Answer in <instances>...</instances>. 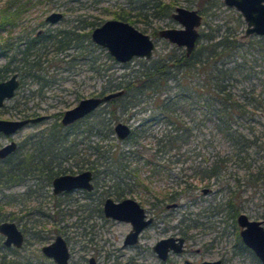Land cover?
<instances>
[{
	"label": "trees",
	"instance_id": "obj_1",
	"mask_svg": "<svg viewBox=\"0 0 264 264\" xmlns=\"http://www.w3.org/2000/svg\"><path fill=\"white\" fill-rule=\"evenodd\" d=\"M210 3L211 0H198L204 25L189 54L176 45L180 48L179 52L174 50L175 47L156 58H139L141 68L138 71L129 73L130 75L124 78H109L95 95L120 88L123 89L122 94L111 97L102 104L103 106H98L83 118L68 125H63L57 118L45 128L26 135L17 143L15 150L1 158L3 161L0 163V187L26 184L22 198L33 200L26 209L27 217L23 228L27 225H40L45 228L42 222L32 218L46 215L40 210L41 198L47 196L44 188L50 185L53 176L71 169L64 164L65 160L72 158L77 169L90 168L95 172V178L99 173L108 176L109 185L113 187H110L111 192L107 193L119 197L123 195V191L118 189L117 185L124 179L118 178V171L124 172V178L132 177L134 182L139 183L143 179L138 174L140 167L133 162L141 161L154 168L160 162L153 156L164 158L165 154L169 163L183 162L186 156V152L181 150L183 145L189 141L193 129H201L206 123H210V129H214V133L225 147L206 154L204 150L209 144L213 146L215 137H203L201 148L204 150L201 152V160L187 167L191 169L189 175L204 181V184L213 179L224 185L217 190L224 189L229 196L224 207L218 206V210L225 207L234 209L231 212L234 219L238 209L233 199L240 188L247 185L264 189V119L254 116L255 112L264 116V35H251L240 39V28L244 22L238 13L234 24L209 22L205 16L213 4ZM154 6L158 14L169 16L174 2L156 0ZM6 7L7 3L4 1L0 8L1 25L8 17ZM115 17L128 20L134 25L138 19L129 8L115 11ZM93 23L94 21H90L91 25ZM91 29L85 32L73 29L70 34H56L57 37L51 40L43 38L37 42L28 41L25 48L20 50L19 56H16L18 52L7 56V62L0 66V78L9 69V65H12L18 70L20 78L39 82L36 92L41 93L42 87L47 83L44 75L39 72V69L44 68L42 61L53 64L54 60L49 56L47 44L52 46L51 49L55 53L72 45L79 51L73 54V58L78 55L85 58L90 54L86 58L90 67L100 71L96 57L91 54V46H94L89 35ZM140 29L147 31L143 27ZM151 33L157 35V28H153ZM83 41L88 43L84 44ZM9 45V42L5 41L4 47ZM239 86L241 88L236 90ZM147 102L153 103L154 108L147 115L139 117L127 137L119 139L123 143L122 146L102 143L108 134L114 132V121L119 118H131L133 112H130V108ZM101 106L102 109L98 110ZM21 112L22 116L38 114L35 109L30 108H23ZM60 114L61 112L52 115ZM124 114L126 116H123ZM185 117H188V120ZM159 122L164 125L163 129L151 131V125ZM79 135H82L80 139ZM91 135H96L98 139L93 144H88L91 152L84 155L77 146L79 142L89 140ZM140 136H152L155 139L154 146L150 147L153 148V156H150L151 153L147 154L148 148L139 142ZM161 167L167 169L166 165ZM157 172L158 170H155V173ZM186 179L179 180V184L184 182L180 189H165L166 191L160 193L162 200L177 201L184 192L196 187ZM231 180L235 184L234 187L230 184ZM51 196L53 204L58 207L61 199L54 194ZM8 202L10 201L6 199L0 201V220L6 218L2 205ZM42 228H38L39 231H42ZM44 233L42 231L38 234V238L43 239ZM241 246L255 257L248 247L243 244ZM6 261L3 253L0 254V264H6Z\"/></svg>",
	"mask_w": 264,
	"mask_h": 264
},
{
	"label": "rangeland",
	"instance_id": "obj_2",
	"mask_svg": "<svg viewBox=\"0 0 264 264\" xmlns=\"http://www.w3.org/2000/svg\"><path fill=\"white\" fill-rule=\"evenodd\" d=\"M4 1L0 0V8ZM155 1L31 0L32 3L28 9L20 14L14 25H6L0 28V66L8 60L5 54L6 48L4 49L6 37H9L14 42L13 48L9 49L7 53L18 52L17 56H19L20 51L17 43L20 39L19 36H23L24 32L34 34L42 29L49 33H55L61 28L68 27L77 32H85L103 20L115 17V11L122 8H129L132 14L135 13L138 17V19L136 18L135 26L146 28V32L153 37L155 47L152 57L161 56L166 52H170L176 45L158 35H152V29L165 26L180 27L181 24L170 15L158 14L155 11ZM160 1H173L175 6L198 8L201 11L200 6L197 4L198 0ZM211 3L213 4L205 16L209 22L214 24H234L237 13L240 14L243 20L241 13L237 9L233 6L225 5L222 0H211ZM51 10L62 12V19L55 23L43 22V19ZM90 21H94L93 25L90 24ZM203 22L204 18H202V23L198 27L199 31L204 25ZM244 25L245 22L240 28V32L243 31ZM83 43L87 44L88 42L83 41ZM93 44L94 46H91V54L96 57V64L101 68L100 71L90 67L89 60L86 59L90 54H87L85 58L80 55L73 58V54L79 52L73 46L66 51L58 53L52 51L51 47L48 46L49 56L54 60L52 61L53 64L46 60L42 61L44 68L39 69V72L44 75L47 83L42 87L41 93L36 92L39 82H32L25 77L23 79L20 78L21 81L14 95L6 99L0 106V117L19 118L22 116L21 110L23 108L35 109L38 114L45 113L48 116L43 120L26 124L12 135L0 133V146L10 139H14L18 143L26 135L45 128L52 121L60 118L62 114L53 116V113L59 114L77 103L80 98L95 95L109 78H124L129 73L131 74L141 68L139 58L143 57H133L128 61L120 62L113 59L106 48L94 42ZM19 47L21 48L22 46ZM88 47L90 48V45ZM174 50L179 52L180 48L176 47ZM14 71L18 72V70H14L12 65H9V69L0 79L9 76ZM18 77H20L19 73ZM240 88L239 86L236 90ZM102 106L98 110L102 109ZM153 108L154 104L150 102L139 106L136 105L130 108V112H133L131 118L127 120L119 118V120L127 122L132 127L139 121V117L147 115ZM123 116H126V114ZM254 116L264 119V116L258 112H255ZM185 119L188 120V117H185ZM209 125L210 123H206L203 124L201 129H193L192 136L181 149L186 152L183 162L169 163L167 154L163 156L164 158L157 155L153 156L151 153L153 148L150 149V147L154 146L155 139L152 136L139 137V142L148 148L146 149L147 154L151 153L150 156H153L154 159L157 158L160 164L152 168V165L143 164L141 161L133 162L134 165L137 164L140 167V173L138 174L143 179L139 183L134 182L132 177L124 178V172L122 170L118 171V178L124 179L119 182L124 195L135 198L148 214H153L152 202L157 197L161 198L160 193L166 191L165 189H180L184 182L181 181L179 184V180L187 178L186 180L195 184L196 187L184 192L176 201V206L164 207V204H162V208L155 209L154 212H159L155 216V222L141 231L134 245H123L124 234L131 227L130 222L106 217L102 212L103 196L101 190L105 187L107 188L110 181L108 176L99 173L96 178L98 186L91 193L92 195H88L82 189L72 190L67 195L60 194L58 198L62 199V201L58 207L53 204L51 185L44 188L47 196L41 198L42 205L40 210L46 215L34 216L32 219H37L43 223L44 230L47 231L46 236L44 239L37 238L38 232L40 233L38 228H42L40 225H36L37 227L27 225L26 239L23 246L18 248L17 251V255H19L17 264H27V261H30L31 264H52L46 256L42 255L40 245L52 240L57 232L61 233L68 242L71 251L69 260L71 264H85L83 256L87 257L89 254L94 255L100 264H112V262L114 264H171L172 260L177 261L184 258L194 262L220 258L222 264H261L256 256L254 257L248 249L241 246L243 243L239 236V226L235 217L234 219L231 217V212L234 209L225 207L218 210V206L224 207L225 200L229 196L226 190H217L224 185L215 182L213 179H210L208 184H204V181L189 175L191 174V169L187 166L194 165L201 160V152L204 150L201 148V139L203 137H215L212 142L215 148L209 144L207 149L204 150L206 154H211L210 151L213 152L216 149L222 150L225 147L220 142L217 134L214 133V129L211 130ZM151 126L150 129L151 131L154 130L153 132L159 129L161 131L164 127L160 122L153 123ZM81 136L79 135L78 139ZM97 139L96 135H91L89 140L85 139L84 142H79L77 147L81 153L87 155L91 152L88 144H93ZM102 143H112L119 147L123 145L114 132L108 134ZM196 151H200V153H195ZM174 158L172 157V159ZM2 161L0 158V163ZM73 162L74 160L69 158L64 161V164L76 172L78 169ZM161 165H166L167 169L165 167L162 168ZM155 170H158V172L155 173ZM67 172H71V170H67ZM103 183L106 186L100 185ZM230 184L233 187L235 186L232 180ZM120 185L119 187H121ZM203 186H208L210 190L205 193L202 192ZM26 187V184H15L5 188L0 187V201L5 199L10 201L2 205L3 210L6 212V218L4 219L15 221L20 228H23V222L27 217L25 210L33 202V200H28L26 197L22 198V192L26 190ZM32 187L35 188V186ZM39 190L43 191V189ZM233 202L238 209L237 212H245L250 218L254 219L264 218V189H256L247 185L243 186L236 197H234ZM57 210L59 211L56 212ZM54 221H57V223H53ZM185 223L189 224V229H186L185 249L181 253L173 254L171 261L161 262L152 250V244L160 237L182 234V227ZM59 226H62L60 227L61 230L57 231ZM2 238L3 236L0 234V254L6 253L7 257L12 256L13 253L9 254L10 251L6 250V247L2 244ZM83 245H86V248L82 247ZM106 252L110 254L109 258H106Z\"/></svg>",
	"mask_w": 264,
	"mask_h": 264
},
{
	"label": "water",
	"instance_id": "obj_3",
	"mask_svg": "<svg viewBox=\"0 0 264 264\" xmlns=\"http://www.w3.org/2000/svg\"><path fill=\"white\" fill-rule=\"evenodd\" d=\"M227 6L237 9L245 22L243 31L239 34L240 39L249 36L264 35V0H222ZM61 13L52 11L47 15V19L56 21ZM172 18L181 24L180 27L165 26L158 29V35L165 38L177 46H183L185 53L189 54L194 48L199 36L198 27L201 24L202 16L196 8L176 6L172 13ZM90 40L99 46L106 48L113 59L125 62L133 57L149 58L153 54L155 42L153 37L136 27L133 23L120 18H107L90 31ZM19 81L17 73H12L9 77L0 80V106L8 98L14 95ZM123 89L108 91L101 95H91L80 98L73 106L65 109L60 117L63 125L74 122L94 110L98 105L104 103L114 96L122 94ZM46 114H37L19 118L0 117V133L12 135L28 123H33L44 119ZM113 131L118 139H124L130 132V125L127 122L118 120L113 124ZM17 142L10 139L0 146V158L15 150ZM91 171L84 169L77 173H63L52 179L53 192L74 187L90 189ZM206 191V188H203ZM103 213L119 220H126L131 223V228L126 234L125 242L137 240L138 233L150 222L151 218H145L146 214L138 201L131 197H125L115 201L111 197H106L103 201ZM238 225L241 227L239 235L242 242L249 247L257 258L264 264V218H249L244 212H240L236 217ZM0 233L4 236V245L20 246L23 242V234L16 222L13 220H0ZM177 239V242H175ZM183 242L182 237H165L156 241L153 248L162 258L166 257V251L171 247L179 250ZM42 252L51 257L56 264H68V247L66 240L60 234H56L54 239L41 246ZM89 264H96L93 257L89 258ZM178 264H221L220 259L202 260L191 262L185 260Z\"/></svg>",
	"mask_w": 264,
	"mask_h": 264
},
{
	"label": "flooded vegetation",
	"instance_id": "obj_4",
	"mask_svg": "<svg viewBox=\"0 0 264 264\" xmlns=\"http://www.w3.org/2000/svg\"><path fill=\"white\" fill-rule=\"evenodd\" d=\"M40 1V0H39ZM5 3H7V7H6V10H7V18L5 19V21H4V23H3V25H1V14H0V28L1 27H5L6 25H14L15 23H16V20H17V18H19L20 17V14H22L23 12H25L27 9H28V7L30 6V4L32 3L31 2V0H5ZM18 6H22V7H18ZM176 6H180V5H176ZM175 5H174V7H173V9H172V11H171V13H170V16L172 17V13L175 11V7H176ZM185 7V6H184ZM189 8V7H188ZM197 9V11L201 14V16H202V13L198 10V8H196ZM19 10V11H18ZM52 11H58V10H51L50 12H52ZM49 12V13H50ZM58 12H60V11H58ZM48 13V14H49ZM61 13V15H60V17L56 20V21H51V20H49V19H47V15L45 16V18L43 19V22H51V23H55V22H57L58 20H60V19H62V17H63V13L62 12H60ZM114 18H117V17H114ZM202 18H203V16H202ZM121 19V18H120ZM125 20V19H124ZM128 21V20H127ZM130 22V21H129ZM132 23V22H131ZM201 23H202V20H201ZM137 27V26H136ZM159 29V28H158ZM158 29H157V35H158ZM24 31V30H23ZM71 33V32H73V29L72 28H61V29H59L58 31H56L55 33H49V32H46L45 30L43 31L42 29H40V30H38V31H36L34 34H29V32H24L23 33V36H19V42L17 43V46H18V50L20 51V50H23L24 48H25V46L27 45V43H29L28 41H38L39 39L40 40H43V38H46L47 40H51L52 38H55V37H57V35L56 34H60V33ZM159 36V35H158ZM6 39V41H8L9 42V46L8 47H4V49L6 48V52H5V54L7 55V56H12L14 53H12V54H8L7 52L9 51V49H12L13 48V43L14 42H12V40L9 38V37H6L5 38ZM50 42V41H49ZM174 44V43H173ZM176 45V44H175ZM19 46H22L21 48L19 47ZM49 45L47 44L46 45V47H48ZM52 47V46H51ZM71 47H72V45H71ZM71 47H67V48H65V49H63L62 51H66L67 49H70ZM183 49H184V47L183 46H181ZM49 48V47H48ZM52 51H54V50H52ZM62 51H60V52H62ZM55 52V51H54ZM57 53V52H56ZM19 54H20V52H19ZM17 56V55H16ZM14 70H16V69H14ZM14 72H16L17 73V79H18V81H19V83H20V77H18V73L19 72H17V71H14ZM13 72V73H14ZM12 74V73H11ZM10 74V75H11ZM9 75V76H10ZM9 76H7V77H9ZM7 77H5V78H7ZM5 78H3V79H5ZM1 80V79H0ZM19 85V84H18ZM16 90V89H15ZM99 95H101V94H99ZM106 102V101H105ZM103 104V103H102ZM102 104H100V105H102ZM100 105H98V106H100ZM97 108V107H96ZM95 108V109H96ZM93 111V110H92ZM91 111V112H92ZM61 113H63V112H61ZM42 114V113H41ZM45 114V113H44ZM89 114V113H88ZM37 115V114H36ZM47 116H48V114H46ZM62 115V114H61ZM30 116H34V115H30ZM46 116V117H47ZM21 117H26V116H21ZM45 117V118H46ZM61 117V116H60ZM83 118V117H82ZM81 119V118H80ZM43 120V119H42ZM77 120H79V119H77ZM77 120H75V121H77ZM59 121H60V118H59ZM70 124V123H69ZM66 125H68V124H66ZM130 128H131V126H130ZM115 134V133H114ZM117 137V136H116ZM84 169H89L90 171H91V179H90V182H91V184H92V186H91V188L90 189H87V188H83V187H74V188H71V189H63V190H61V191H59V192H53V189H52V183H50V185H51V194H54V195H56L57 197H58V195H60V194H64V195H67L68 194V192H70V191H72V190H75V189H82V190H84L88 195H90L92 192H94V190L96 189V187L98 186V184H97V181H96V178H95V172L93 171V170H91L90 168H87V167H83V168H81V169H78V171H74V170H72V169H68V170H71V172H67V171H65V172H62V173H59V174H63V173H77V172H79V171H82V170H84ZM59 174H56L55 176H57V175H59ZM55 176H53V177H55ZM53 179V178H52ZM52 179H51V182H52ZM110 183H108V185H107V188L105 187L104 189H102L101 191V193H102V196H103V200H102V205H101V209H102V212H103V201L105 200V198L106 197H111L113 200H115V201H118V200H121L122 198H125V197H130V196H126V195H122V196H119V197H112V196H114L113 194H110V193H107V191L108 192H111V191H109L110 189V187H113V186H110L109 185ZM121 183H118V189H120L121 188V190H122V186L120 185ZM100 185H102V186H106V184L105 183H103V184H100ZM112 185V184H111ZM119 185L121 186V187H119ZM203 188H206V191L205 192H207L208 190H210V188L208 187V186H203L202 187V192H204L203 191ZM204 192V193H205ZM123 193H124V191H123ZM104 194V195H103ZM92 195V194H91ZM110 195H112V196H110ZM131 198H133V197H131ZM133 199H135V198H133ZM136 200V199H135ZM61 201H62V199H61ZM136 201H138V200H136ZM139 202V201H138ZM140 204V203H139ZM162 204H164V207L166 206V207H174V206H176L177 205V202L176 201H171V202H169V201H164V200H162V198H158L157 197V199H155L154 200V202H152V208H153V214H148L147 213V211L145 210V208L143 207V209H144V212H145V214H146V216H145V218H147V217H150L151 218V220H150V222L149 223H147L142 229H141V231L146 227V226H148V225H151V224H153L154 222H155V216L156 215H158L157 213H159V212H154V210L155 209H159V208H162L163 206H162ZM60 206V205H59ZM26 212H27V210H26ZM25 212V213H26ZM240 212H242V211H240ZM240 212H237V214L238 213H240ZM69 213V212H68ZM245 213V212H244ZM61 214H64V213H61ZM104 214V213H103ZM237 214H236V216H235V220H236V217H237ZM246 214V213H245ZM247 215V214H246ZM105 216V215H104ZM248 216V215H247ZM106 217H110V216H106ZM249 217V216H248ZM112 218V217H111ZM250 218V217H249ZM113 219H115V218H113ZM254 219V218H253ZM5 220H7V219H5ZM119 220V219H118ZM126 221V220H125ZM15 222V221H14ZM236 223H237V220H236ZM238 224V223H237ZM130 225H131V223H130ZM239 226V225H238ZM19 227V226H18ZM20 228V227H19ZM131 228V227H130ZM240 226H239V230H240ZM40 229V228H39ZM39 229H38V231H39ZM45 228H42L41 230L44 232L45 230H44ZM47 229V228H46ZM182 229H183V233L182 234H171V235H167V236H163V237H160V238H158L157 240H155V242L152 244V250L154 251V253L156 254V256L158 257V259L161 261V262H169V261H171V257H172V255L173 254H178V253H181V252H183V250L185 249V241H186V237H187V231H186V229L188 230L189 229V224H184V226L182 227ZM20 230L22 231V234H23V242H22V244L20 245V246H15V245H4L3 243V245H4V247H6L5 249L6 250H9L10 252H9V254H12V256L10 255L9 257H7V254L6 253H3V255H4V257H6V264H11V262H13L14 264H17V262H18V256L19 255H17V251H18V248H21L22 246H23V243H24V241H25V239H26V235H27V232H28V230H27V227H25V228H20ZM42 231H40V233L42 232ZM57 231H59V229L57 230ZM129 231V230H128ZM127 231V232H128ZM141 231L138 233V237H139V234L141 233ZM127 232L124 234V238H123V245H134L136 242H137V240H138V237H137V240L136 241H134V242H125V238H126V234H127ZM39 232H38V234H40ZM46 233H47V231H45V233H44V238H45V236H46ZM1 234V233H0ZM56 234H60V235H62L61 233H56ZM55 234V235H56ZM2 235V234H1ZM55 235H54V237H55ZM3 236V235H2ZM169 236H173V237H182L183 238V242H182V245H181V247H180V249L179 250H175V249H173V248H169L167 251H166V257L165 258H162V257H160L159 255H158V253H157V251L153 248V246L155 245V243H156V241H158L159 239H161V238H165V237H169ZM240 236V235H239ZM54 237H53V239H54ZM62 237L66 240V238L62 235ZM3 238H4V236H3ZM3 238H2V240H3ZM37 238H38V236H37ZM43 238V239H44ZM52 239V240H53ZM52 240H50L49 242H51ZM240 240H241V238H240ZM242 241V240H241ZM49 242H46V243H44V244H47V243H49ZM175 242H177V239H175ZM66 243H67V247H68V252H69V255H68V264H71L70 263V257H71V251H70V248H69V245H68V242H67V240H66ZM243 243V242H242ZM44 244H42V245H44ZM244 244V243H243ZM42 245H40V251H41V253H42V255H44V256H46L47 257V259H49L50 261H51V263L52 264H56V262L51 258V257H49V256H47V255H45L43 252H42V250H41V246ZM245 245V244H244ZM246 246V245H245ZM82 247H85L86 248V245L84 246H82ZM247 247V246H246ZM249 248V247H248ZM250 249V248H249ZM98 250H100V249H98ZM251 250V249H250ZM252 251V250H251ZM12 252V253H11ZM253 252V251H252ZM106 258H109L110 257V254L108 253V252H106ZM256 256V255H255ZM90 257H93L94 258V261L96 262V264H100L99 262H98V260H97V258L94 256V255H92V254H89L87 257L86 256H83V258H84V261H85V264H89V258ZM257 257V256H256ZM215 259H220V258H215ZM185 260H189V259H186V258H184L183 260H177V261H171V264H178V263H180V262H183V261H185ZM204 260H214V259H204ZM259 260V259H258ZM189 261H191V260H189ZM202 261V260H201ZM260 261V260H259ZM191 262H194V261H191ZM198 262H200V261H198ZM220 262H221V264H222V260L220 259ZM27 264H31V262L30 261H27L26 262ZM260 263H261V261H260ZM111 264V263H110ZM112 264H114L113 262H112ZM262 264V263H261Z\"/></svg>",
	"mask_w": 264,
	"mask_h": 264
}]
</instances>
